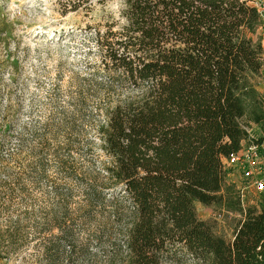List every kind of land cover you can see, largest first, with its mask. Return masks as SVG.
Masks as SVG:
<instances>
[{"label":"trees","instance_id":"16d2710c","mask_svg":"<svg viewBox=\"0 0 264 264\" xmlns=\"http://www.w3.org/2000/svg\"><path fill=\"white\" fill-rule=\"evenodd\" d=\"M117 2L118 19L95 32L100 68L81 74L63 103L53 84L41 132L38 121L22 127L21 140L27 133L40 140L28 163L22 148L10 151V109L1 117L0 260L27 244L26 219L35 215L42 264L84 260L76 223L109 247L108 264L185 256L197 264H264V199L245 204L223 164L245 142L264 140L263 19L255 0ZM15 198L39 203L3 220ZM197 203L225 220L234 215L232 239L217 230V218L198 216Z\"/></svg>","mask_w":264,"mask_h":264},{"label":"rangeland","instance_id":"374dc122","mask_svg":"<svg viewBox=\"0 0 264 264\" xmlns=\"http://www.w3.org/2000/svg\"><path fill=\"white\" fill-rule=\"evenodd\" d=\"M74 2L77 0H0V120L9 108L8 115L14 120L10 151L22 148V158L27 163L34 158L30 152L38 150L40 140L32 133L21 140L22 127L38 121L41 132V117L48 114L47 96L53 84H59L63 103L81 74L100 68L95 32L106 30L112 20L118 19L117 0H80L79 8L72 10ZM252 134L260 137L259 131ZM10 168L19 170L13 161ZM229 178L241 189L245 204H259L264 199V191L257 192L239 170H233ZM38 203L33 199L9 200L11 213L2 219H15ZM196 207L201 219L217 218V230L232 239L234 215L225 220L216 216L213 207L201 203ZM39 219L35 215L26 219L29 241L11 260H0V264H42V246L34 240V223ZM74 235L87 247L88 254L80 263L72 264H108L109 247L97 243L98 235L93 230L76 223ZM163 264L197 263L185 256Z\"/></svg>","mask_w":264,"mask_h":264},{"label":"built area","instance_id":"2783aa9c","mask_svg":"<svg viewBox=\"0 0 264 264\" xmlns=\"http://www.w3.org/2000/svg\"><path fill=\"white\" fill-rule=\"evenodd\" d=\"M255 5L263 19L259 34L264 48V0H255ZM223 164L229 174L235 169L239 170L257 192L264 191V140L259 143L245 142L239 152L224 158Z\"/></svg>","mask_w":264,"mask_h":264},{"label":"crops","instance_id":"0c3cea01","mask_svg":"<svg viewBox=\"0 0 264 264\" xmlns=\"http://www.w3.org/2000/svg\"><path fill=\"white\" fill-rule=\"evenodd\" d=\"M259 90L262 92V93H264V83H260V85H259ZM257 129V130H256ZM259 131V135L261 136L262 135V133H261V131L259 130V127L258 126H254L252 129H251V135L252 136H254V137H258V136H256V135H254V134H252V131ZM256 134V133H255ZM231 175V174H230Z\"/></svg>","mask_w":264,"mask_h":264}]
</instances>
